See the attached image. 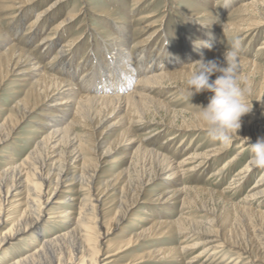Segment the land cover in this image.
<instances>
[{
	"label": "bare ground",
	"instance_id": "1",
	"mask_svg": "<svg viewBox=\"0 0 264 264\" xmlns=\"http://www.w3.org/2000/svg\"><path fill=\"white\" fill-rule=\"evenodd\" d=\"M141 1L135 0V2ZM62 2L63 0L51 1L47 8L38 12V17L33 20V23L31 22L32 25L42 16H50ZM36 3L37 0H0V14L14 10L28 11L34 8ZM229 15H236L238 21L233 23L230 21L223 25H219L218 22H202L203 26L210 31L208 37L211 43L212 36L220 27L227 37L249 33V31L259 32L258 29L264 27V0L245 1ZM75 17L62 19L57 25L58 28L69 27L68 20ZM99 21L104 22L105 19L101 18ZM125 23L115 24L116 27L112 33L106 31L103 37L106 39L105 43H108L106 47L111 54L110 61L105 65L96 62L93 74L87 77L89 81L84 82L79 89L70 78L63 80L47 74L38 63L33 61L30 53L17 48L0 30V85L13 75L27 77L26 75L31 73L36 78L29 89L33 104H20L15 108L17 116L11 119L8 133L0 134V143H10L19 123L34 111H44L47 103H50L52 110L56 112L49 117L48 123H44L50 128L48 136L28 155V159L33 162L27 164L26 169H19L11 163L12 159H9L6 168L0 170V230L4 224H7L6 230L0 234V252L4 254L5 259L0 264H99V256L103 252L102 246L110 242H107L108 235L112 234L114 229H119L120 222L125 220L133 209H136L140 196L146 194V187L154 184L156 180L163 188H158L161 192L150 194L147 200L151 199L154 205L161 203L169 207L180 205L179 218L175 221L166 218L149 219L148 216L141 219L149 224H146L147 226L143 227L139 233L130 236L127 240L119 239L115 241L116 243L107 244L109 248L106 257L101 260L103 264H195L198 258L214 257L217 250L224 247L236 250L235 254L238 257L234 259L235 261L231 260L230 264H264V169L256 168L251 164L250 146L264 137V106L254 107L251 113L241 118L242 128L238 136L234 138V142L239 141L236 144L239 151L222 165L224 169L231 160H236L238 156L249 150L251 152L249 161L236 170L228 189L234 190L236 186L244 184L256 173L262 172L254 186L246 190L238 202L228 199L225 189L213 191L186 186L182 178L188 168L190 171H195L220 160L228 154V147L221 144L201 151L193 148L190 150L192 153L175 163L167 156L143 146L142 139L138 138L135 132L136 128L140 129L139 127L160 124L179 135L191 131L195 132L194 135H198L202 130H207V127L200 119V114L191 115L190 119L181 116L182 126L180 127L173 126L171 123L178 118L176 115L165 123L155 121V115H158L160 111L169 113L170 109L163 103L164 101L153 97L151 92L165 88V80L177 76L178 71L182 74L191 72V62L187 67L161 72L156 71L157 68L155 69L152 64L147 66L142 64L145 56L143 53L137 52L136 57L132 59L129 55L133 44L131 46L130 29ZM151 26H145L144 31ZM91 30L95 29L91 28ZM145 42L146 39L138 41L133 48ZM74 43L75 41L67 46ZM197 49L202 51L206 60H216L220 64L226 63L225 51L216 43L208 51L204 47ZM185 50L187 52V49ZM200 58L201 56L196 60ZM240 65L249 68L253 74L264 77V69L253 61L239 58ZM111 74L113 83L109 82ZM25 77H21V81H25ZM122 112L124 113L121 114ZM149 116L153 119L148 120ZM117 125L122 128L120 135L115 141L108 143L95 160H102L114 149L123 148L121 151L123 156L129 151L130 168L121 170L115 177L111 175L104 180L99 178L94 183L98 162L92 161L94 159L83 153L87 150L94 153L98 147L100 148L102 138L101 133H97L99 127L104 126L105 130L110 128L113 130ZM82 127L89 129L85 133H77L76 130ZM92 137L94 141L91 146H87ZM245 138H249V143ZM136 142L137 145L134 148ZM51 143L52 147H50ZM61 144L63 147L59 149L57 146ZM77 162L79 164L72 168V164ZM76 186L77 190L79 188L83 190L85 187L84 190L88 191V196L81 202L78 218L73 222L72 230L60 232L55 236L43 231L40 224L47 214L50 203L54 204L51 212L62 218V223L68 219L69 212L65 207L73 206L71 202L74 199L69 194L76 192ZM99 190L100 194H98ZM109 192L115 197L112 199L111 213L106 217L101 196ZM21 195L24 196L18 199ZM208 203L215 207L208 209ZM8 204L18 208L16 215L14 214L15 216L11 219L7 215ZM193 210L200 215H190V211ZM220 210L221 212L234 211L242 222H249L255 229L257 228L258 230L255 231L257 239L254 238L253 242L255 245H249L247 241L242 240L236 231L227 232L222 227L227 218L218 214ZM96 228L104 230V234L97 235ZM172 234L180 236L183 242H187L182 246H170L175 241L171 237ZM20 235H29L21 241L25 243L21 253L19 252L20 254L14 258L7 257L6 246L18 239ZM148 239L149 242L141 243ZM189 240H191L190 243H188ZM139 246H152L154 249L138 255L128 253L129 259L125 257L127 251L131 252L132 248ZM196 250L199 251L196 252ZM189 251L195 254L192 260L184 262L183 254ZM254 253L255 257L252 256Z\"/></svg>",
	"mask_w": 264,
	"mask_h": 264
},
{
	"label": "rangeland",
	"instance_id": "2",
	"mask_svg": "<svg viewBox=\"0 0 264 264\" xmlns=\"http://www.w3.org/2000/svg\"><path fill=\"white\" fill-rule=\"evenodd\" d=\"M51 1L56 0H37L36 8L32 7L28 11L20 12L14 10L9 13L0 14V30L17 48L30 53L29 55L32 57L33 61L38 63L47 74L63 80H69L70 78L75 87L79 89L84 82L89 81L87 77L93 74L94 64L96 62L105 65L106 62L110 61L111 54L106 47L108 43H105L106 39H104L103 36L106 31L112 33L113 29L116 27L115 24H123L126 21L125 24L130 29L129 36L132 41L131 46L132 44L134 46L138 41L146 39V42L141 45H137L134 48L130 46L133 51L131 52L130 50L129 56L132 59L136 57L137 52L143 53V55H145L142 62L144 66L152 64L155 69H158H156V71L169 72L185 66L187 67L190 62H194L201 56L202 51L197 49V43L210 40L208 37L210 31L203 26L202 22H218L219 25L230 23V21L232 23L236 22L238 21L237 16L229 14L232 13L238 5L248 0H142L141 2H135V0H63L58 9L50 16L44 15L38 19L37 23L32 25L33 20L38 17V12H40L41 9L47 8ZM102 12H105V14H102ZM73 16L76 17L72 20H68L70 22V25L68 23L69 27L58 28L57 25H59L62 19L71 18ZM101 18L105 19V21L100 22L99 20ZM147 25L152 26L144 31L143 28ZM91 28L95 30H91ZM258 31L259 32L254 33L249 31V33L246 32L238 36L227 37L220 27L217 29L215 35L212 36V48L216 43L218 47L226 51L232 47L235 39H239L242 42L239 58L253 61L256 65L264 69V27L258 29ZM78 37L81 38L78 39ZM73 41H75L74 44L67 46L73 43ZM261 45L263 47H261ZM185 49H187V52ZM208 50L207 48L206 51ZM61 59L62 61H60ZM239 67H241L239 68L241 84L242 87L249 92V102H252L253 108L256 106H264V77L253 74L249 68L246 66L244 67V65H240ZM178 73L179 71L177 72L178 77L174 76L165 80V88L155 89L151 92L153 97L162 102L164 101L163 103L170 109L169 113L160 111L158 115H155V121L165 123L168 122L172 116L176 115L178 118L171 122L172 125L176 127L182 126L181 116L190 119L192 117L191 115L200 114L202 111L201 107H207L210 102V97L214 96L213 92H202L196 94L189 101L185 89L187 88L186 80L191 72H183L184 75L182 72ZM219 75V73L213 74L210 78V82L214 83ZM26 76L27 77H25V75L20 77L15 75L9 76L0 85L1 135H6L8 133L12 120L17 116L15 108H17L18 105L26 103H30V105L33 104V97L29 89L31 83H33L36 78L32 76L31 73H28ZM111 76L112 74L110 75L109 82L113 83L114 81L112 82ZM21 77H25L26 80L21 81ZM50 105V103L45 105V112L34 111L26 116V119L19 123L15 132H13L10 143H0V170L6 168L9 159H12L11 163H14L19 169H26L28 166L27 164L33 162V160L28 159V155H30L36 146L39 147L38 145L48 136L50 128L44 123H48L47 120L49 117L56 114V112L52 110L53 107ZM123 113L124 112L121 114ZM71 118L72 116L70 115L69 119L71 120ZM152 119L153 117L149 116L148 120ZM148 127H139L140 129H135L137 137L142 139L143 146L167 156L175 163L180 162L185 158L184 156L187 157V155L192 153L190 150L193 148L201 151L211 146L216 147L221 145L220 142L213 141L210 138L207 130H202L198 135H194L193 133L195 132L193 131L179 135L172 131V129L170 130L162 127L160 124L154 126L149 125ZM88 129L89 128L84 129L82 127L77 129L76 132L85 133ZM110 129L105 130L104 126L99 127L97 133H101L102 138L100 148L98 147V151L96 150L94 153L89 150L83 153L87 157L94 159L92 161L98 162L94 183H96L99 178L104 180L111 175L115 177L121 170L130 168L129 151L125 152L123 156V154H121L123 148H120V150L116 148L109 154H106L102 160H95L98 154L103 152V148L108 143L118 138L122 130L121 126L118 125L113 130ZM102 131L104 132L102 133ZM92 141H94V137L91 138L90 144L87 146H91ZM237 142L239 141L233 142L231 146L227 148L228 154L220 158V160L202 166L200 169H197L198 171H190L188 168V171H186L182 178L183 183L188 187L206 190L222 191L225 189L226 197L233 202H238L246 190L254 186V183L260 178L262 172L256 173L251 179L247 180L244 184L238 185V187L235 185L236 187L234 190L228 189L235 177L234 174L236 170H239L240 167L242 168L249 161L251 155V152L246 150L241 156H238L236 160H231L223 169V162L231 159L232 155L239 151L236 145ZM51 144L50 147L53 146V144ZM136 145L137 142L134 143V148ZM57 147L60 149L63 147V144ZM78 164V162L73 163L72 168ZM158 188H163V186L157 180L154 184L146 187V194L140 196V202H138L136 209H133L128 217L120 222L119 229H114V232L108 235L107 242L110 241L109 243L111 244V242L114 243L116 240L119 241V239L127 240L130 236L139 233L143 227L147 226L146 224H149V222L141 220L147 216L149 219L166 218L172 221L179 218L181 214L180 205H172L170 207L162 203L154 205L151 199L147 200L150 194H158L161 192ZM77 189L78 187L76 186V192L69 194L70 197L74 199L71 202L73 206L65 207L68 209L69 216L64 223H62V218H59V216L51 212L54 204H49L47 214L40 224L43 231L49 232L55 236L60 232H69L72 230L73 222L78 218L81 202L88 196V191L84 190L85 187L83 190L80 188L79 190ZM61 190L62 189H60V191ZM100 193L101 191L99 190L98 194ZM23 196L24 195L19 196L18 199ZM114 197L115 195L111 192L103 197L101 196L103 201L102 208L106 217L111 213L113 204L112 199ZM145 201L147 202L145 203ZM208 205V209L215 207V205H211V203H208ZM17 209L18 208L12 206V204L6 206L9 219L16 215ZM195 211L196 210L190 211V215L199 216L200 214ZM224 213L225 215H223ZM218 214L221 217L225 216V219L229 218L228 221L226 219L225 223L222 224V227H224L227 232L236 231L242 240L245 242L247 241L249 245H255L253 242L257 239L255 238V236H257V232H255L257 228L255 229L249 222H242L239 215L234 211L226 210L225 212H221L220 210ZM227 222H232L233 224ZM6 228L7 224H4L0 230V234H2ZM95 232L98 233L97 235L101 236L100 233H103L104 230L101 231L96 228ZM28 236L29 235H20L18 239L13 240L6 246L7 257H17V255L21 253L22 247L25 245V243H21L22 239ZM171 237L175 239L174 243L170 244V246L173 247L182 246L187 242H183L182 238L175 234H172ZM149 241L148 239L141 243L145 244ZM190 242L191 240H189L188 243ZM109 243L102 246L103 252L99 256V264H103L101 260L107 255ZM153 249L154 247L152 246H139L132 248L131 252L127 251L125 257L129 259V256H127L128 253L138 255ZM63 250L60 251L63 252ZM197 251L199 250H196V252ZM217 251L214 257H209L208 259L203 257L198 258L195 264H230L231 260L235 261L234 259L238 257L235 254L236 250L231 247H224ZM1 254L3 253L0 252V262L5 260L4 254L3 256ZM194 254L195 253L191 251L183 254L184 262L192 260ZM252 256L255 257V253L252 254Z\"/></svg>",
	"mask_w": 264,
	"mask_h": 264
},
{
	"label": "clouds",
	"instance_id": "3",
	"mask_svg": "<svg viewBox=\"0 0 264 264\" xmlns=\"http://www.w3.org/2000/svg\"><path fill=\"white\" fill-rule=\"evenodd\" d=\"M197 48L211 50L212 43L200 41ZM242 42L235 39L230 49L224 53L225 64L216 60L201 58L191 62L192 70L186 80L185 92L189 101L198 93L213 92L207 107H201L200 119L205 123L207 132L213 141L220 142L225 147L231 146L234 138L242 128V117L253 111L252 102L248 100L249 92L242 87L239 76V55ZM220 75L214 83L210 82L213 74ZM249 143V138H245ZM251 164L264 169V137L251 144Z\"/></svg>",
	"mask_w": 264,
	"mask_h": 264
}]
</instances>
